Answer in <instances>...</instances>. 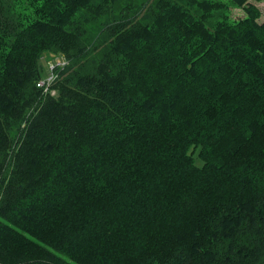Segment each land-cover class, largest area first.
<instances>
[{
    "label": "trees",
    "instance_id": "obj_1",
    "mask_svg": "<svg viewBox=\"0 0 264 264\" xmlns=\"http://www.w3.org/2000/svg\"><path fill=\"white\" fill-rule=\"evenodd\" d=\"M262 1L0 0V264H264Z\"/></svg>",
    "mask_w": 264,
    "mask_h": 264
},
{
    "label": "built area",
    "instance_id": "obj_2",
    "mask_svg": "<svg viewBox=\"0 0 264 264\" xmlns=\"http://www.w3.org/2000/svg\"><path fill=\"white\" fill-rule=\"evenodd\" d=\"M48 59L46 76L37 83V86L38 88L43 89L45 93H49L51 96H56L58 90L55 88L54 84L60 76V71L68 66L69 61L63 55L54 56Z\"/></svg>",
    "mask_w": 264,
    "mask_h": 264
},
{
    "label": "rangeland",
    "instance_id": "obj_3",
    "mask_svg": "<svg viewBox=\"0 0 264 264\" xmlns=\"http://www.w3.org/2000/svg\"><path fill=\"white\" fill-rule=\"evenodd\" d=\"M254 3V2H253ZM255 4L258 6V8H260L262 10V13H263V16L261 18V20H263L264 18V1L262 2H255ZM233 15L236 16V17H242L245 15V11L242 10V9H237V8H233ZM50 56H60V55H57L56 53H51V54H48V55H45V57H50Z\"/></svg>",
    "mask_w": 264,
    "mask_h": 264
}]
</instances>
